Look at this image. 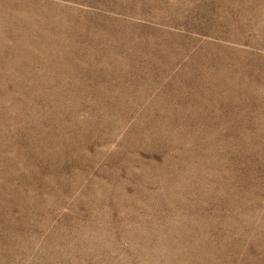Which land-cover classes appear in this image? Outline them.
I'll use <instances>...</instances> for the list:
<instances>
[{
  "label": "rangeland",
  "instance_id": "374dc122",
  "mask_svg": "<svg viewBox=\"0 0 264 264\" xmlns=\"http://www.w3.org/2000/svg\"><path fill=\"white\" fill-rule=\"evenodd\" d=\"M0 264H264V0H0Z\"/></svg>",
  "mask_w": 264,
  "mask_h": 264
}]
</instances>
